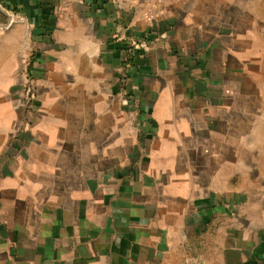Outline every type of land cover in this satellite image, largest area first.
<instances>
[{
  "label": "crops",
  "instance_id": "0c3cea01",
  "mask_svg": "<svg viewBox=\"0 0 264 264\" xmlns=\"http://www.w3.org/2000/svg\"><path fill=\"white\" fill-rule=\"evenodd\" d=\"M0 264H264V0H0Z\"/></svg>",
  "mask_w": 264,
  "mask_h": 264
},
{
  "label": "rangeland",
  "instance_id": "374dc122",
  "mask_svg": "<svg viewBox=\"0 0 264 264\" xmlns=\"http://www.w3.org/2000/svg\"><path fill=\"white\" fill-rule=\"evenodd\" d=\"M31 63V62H30ZM30 63H29V65H30ZM28 68H29V66H28ZM28 68H27V76H28V79L29 80H33L34 78H33V69L31 70V71H29L28 70ZM33 84V83H32ZM34 84L32 85V94H31V100L33 101V99H34V96H35V94H34Z\"/></svg>",
  "mask_w": 264,
  "mask_h": 264
},
{
  "label": "built area",
  "instance_id": "2783aa9c",
  "mask_svg": "<svg viewBox=\"0 0 264 264\" xmlns=\"http://www.w3.org/2000/svg\"><path fill=\"white\" fill-rule=\"evenodd\" d=\"M32 81L29 80V83L27 85V89H26V92L30 95V99H31V94H32Z\"/></svg>",
  "mask_w": 264,
  "mask_h": 264
},
{
  "label": "trees",
  "instance_id": "16d2710c",
  "mask_svg": "<svg viewBox=\"0 0 264 264\" xmlns=\"http://www.w3.org/2000/svg\"><path fill=\"white\" fill-rule=\"evenodd\" d=\"M32 69H33V63L31 62L30 65H29L28 70L31 71Z\"/></svg>",
  "mask_w": 264,
  "mask_h": 264
},
{
  "label": "water",
  "instance_id": "95a60500",
  "mask_svg": "<svg viewBox=\"0 0 264 264\" xmlns=\"http://www.w3.org/2000/svg\"><path fill=\"white\" fill-rule=\"evenodd\" d=\"M3 10H4V9H3ZM4 11H5V10H4ZM5 13H7V14L9 15V13H8V12H6V11H5Z\"/></svg>",
  "mask_w": 264,
  "mask_h": 264
}]
</instances>
